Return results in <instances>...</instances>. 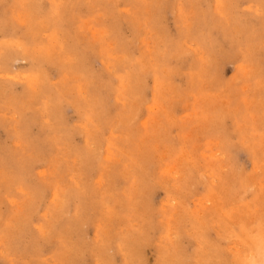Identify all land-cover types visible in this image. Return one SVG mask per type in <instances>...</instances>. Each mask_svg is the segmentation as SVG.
Segmentation results:
<instances>
[{
  "label": "rangeland",
  "instance_id": "374dc122",
  "mask_svg": "<svg viewBox=\"0 0 264 264\" xmlns=\"http://www.w3.org/2000/svg\"><path fill=\"white\" fill-rule=\"evenodd\" d=\"M261 3L0 0V264H264Z\"/></svg>",
  "mask_w": 264,
  "mask_h": 264
},
{
  "label": "bare ground",
  "instance_id": "6f19581e",
  "mask_svg": "<svg viewBox=\"0 0 264 264\" xmlns=\"http://www.w3.org/2000/svg\"><path fill=\"white\" fill-rule=\"evenodd\" d=\"M157 1V0H156ZM149 3V2H148ZM147 3V4H148ZM149 6V5H148ZM157 7V6H156ZM148 8V7H147ZM182 8V7H181ZM222 8V7H221ZM221 12V11H220ZM130 14V13H129ZM25 21V20H24ZM26 22V21H25ZM44 23V22H43ZM90 25V24H89ZM93 26V25H92ZM191 26V25H190ZM159 27V26H158ZM159 30V29H158ZM55 32V31H54ZM56 37V36H55ZM65 39V38H64ZM48 41V40H47ZM53 41V40H52ZM59 41V40H58ZM22 46H23V44H22ZM19 47V46H18ZM7 48V47H6ZM150 48V47H149ZM1 49V48H0ZM33 49V48H32ZM61 49V48H60ZM106 49V48H105ZM30 50V49H29ZM56 50V49H55ZM54 50V51H55ZM111 50V49H110ZM32 51V50H31ZM33 52H35V51H33ZM190 52V51H189ZM32 54V53H31ZM35 54V53H34ZM25 55V54H24ZM110 55V54H109ZM47 56V55H46ZM125 56V55H124ZM48 57V56H47ZM73 57V56H72ZM111 58V57H110ZM63 59V58H62ZM70 59V58H69ZM119 59V58H118ZM101 61V60H100ZM243 67V66H242ZM36 72V71H35ZM249 73V72H248ZM174 74V73H173ZM201 74V73H200ZM36 75V74H35ZM138 75V74H137ZM143 76V75H142ZM157 78V77H156ZM129 79V78H128ZM131 82V81H130ZM129 82V83H130ZM166 82H167V80H166ZM259 82V81H258ZM257 82V83H258ZM38 83V82H37ZM262 83V82H261ZM261 86V85H260ZM34 89V88H33ZM173 115V114H172ZM197 116V115H196ZM155 118V117H154ZM221 118V117H220ZM45 120V119H44ZM170 121V120H169ZM156 126V125H155ZM242 129V128H241ZM156 134V133H155ZM161 138V137H160ZM221 149V148H220ZM256 151V150H255ZM102 175V174H101ZM248 180V179H247ZM254 182V181H253ZM250 183V182H249ZM231 184V183H230ZM248 184V183H247ZM251 184V183H250ZM100 188V187H99ZM101 194V193H100ZM103 194V193H102ZM106 194V193H105ZM98 200V199H97ZM104 200V199H103ZM220 205V204H219ZM215 206H217V205H215ZM219 209V208H218ZM247 221V220H246ZM109 224V223H108ZM106 230V229H105ZM102 238V237H101ZM109 239V238H108ZM98 240V239H97ZM102 244V243H101ZM101 250V249H100ZM78 255V254H77ZM248 255V254H247ZM233 260V259H232Z\"/></svg>",
  "mask_w": 264,
  "mask_h": 264
},
{
  "label": "snow or ice",
  "instance_id": "6c2138e0",
  "mask_svg": "<svg viewBox=\"0 0 264 264\" xmlns=\"http://www.w3.org/2000/svg\"><path fill=\"white\" fill-rule=\"evenodd\" d=\"M261 16H264V0H262L261 3V11H260Z\"/></svg>",
  "mask_w": 264,
  "mask_h": 264
}]
</instances>
